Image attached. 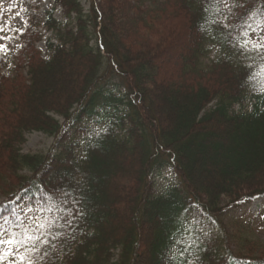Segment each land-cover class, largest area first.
<instances>
[{"label": "trees", "instance_id": "1", "mask_svg": "<svg viewBox=\"0 0 264 264\" xmlns=\"http://www.w3.org/2000/svg\"><path fill=\"white\" fill-rule=\"evenodd\" d=\"M14 1L0 226L24 243L3 262L264 264L226 220L264 197V0ZM32 132L49 151L23 153Z\"/></svg>", "mask_w": 264, "mask_h": 264}, {"label": "rangeland", "instance_id": "2", "mask_svg": "<svg viewBox=\"0 0 264 264\" xmlns=\"http://www.w3.org/2000/svg\"><path fill=\"white\" fill-rule=\"evenodd\" d=\"M84 9L88 11L91 9L92 1L91 0H78ZM35 2L40 3L39 12L42 16L51 11L53 7L52 0H35ZM0 24L5 26L6 29L19 27L23 28L26 24L24 19V11L20 8L16 7V2L14 0H0ZM61 8H58L55 11V18L63 21V16L61 14ZM50 37V34L45 33V39L38 44V46L43 50L45 54L46 50V40ZM12 44L15 46H19V42L17 37H15L12 41ZM0 50L6 51V39L4 35L0 31ZM171 58H167L164 60L162 66H167L168 62H170ZM53 139L46 136L45 134L39 132H33L27 135V141L23 145L24 153H45L47 152L53 143ZM164 179V178H162ZM165 180V179H164ZM3 195L0 192V201L3 200ZM234 218L235 220L241 221L242 225L248 227L250 239L252 240H261L264 241V198L258 199L253 203L243 204L238 208H234L229 217L226 218ZM0 264H5L3 261Z\"/></svg>", "mask_w": 264, "mask_h": 264}, {"label": "snow or ice", "instance_id": "3", "mask_svg": "<svg viewBox=\"0 0 264 264\" xmlns=\"http://www.w3.org/2000/svg\"><path fill=\"white\" fill-rule=\"evenodd\" d=\"M254 47L264 48V45H254ZM41 227H43V225H41ZM6 231L7 230L2 229V226H0V262L4 261L9 257H15L16 253L19 252V248L17 246L22 245L24 243V241L17 239V234L13 233L11 235H6ZM25 239L33 242V248L29 249V251L36 250L35 242L38 241L40 237L33 236L26 232ZM24 259L25 257L23 255L19 256L21 264H23ZM29 264H31V261H29Z\"/></svg>", "mask_w": 264, "mask_h": 264}]
</instances>
